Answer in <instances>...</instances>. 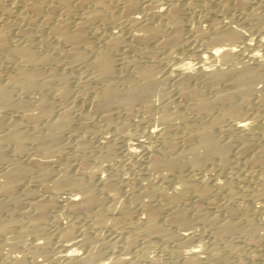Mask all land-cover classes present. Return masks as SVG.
<instances>
[{
	"label": "rangeland",
	"instance_id": "rangeland-1",
	"mask_svg": "<svg viewBox=\"0 0 264 264\" xmlns=\"http://www.w3.org/2000/svg\"><path fill=\"white\" fill-rule=\"evenodd\" d=\"M187 1L176 0L175 2L184 4ZM200 1L203 2L202 0L188 1V11L186 9V14L181 15L184 17L180 19L182 24L176 31L178 41L175 42L176 44L173 43V46L164 42L165 46L163 43V40L173 33V28L169 26L171 23L165 16L158 18V16L152 15L153 10L156 9L154 8L155 4L146 7L140 3V8L138 5L131 13L124 10L129 14L124 16L123 1H111L112 4L111 2L109 4L113 18H110L111 21L109 20L111 23L108 24L105 19L86 25L80 43L87 44L89 49L86 50L83 45L78 47L84 50L82 51L83 61L79 62H71L67 57H60L52 47L54 46L52 45L54 44L52 43L53 39H50V45H47V42L43 43L37 37L38 35L35 36L33 30L31 39L26 35H24L25 38L22 37L21 30L14 28L16 29L13 31L14 33L11 31V42L22 43L31 48L35 52L34 54L43 52L53 55L54 60L48 65L39 67L40 77L32 79L29 86L24 89L21 85L13 83V77H18L14 73L17 71L16 61L7 60L6 53L0 51V85L7 87L6 97L8 100L6 106L5 104L0 105L3 107V109L0 108V136L8 131L7 127L11 122L20 123L21 125L16 126H20L21 128H18L24 134L23 139L20 140L19 146L21 147L19 148L12 141L0 140V182L12 167L11 163L16 161L26 168V172L20 176L18 179L20 181H17L18 183L16 182L17 184L14 186L12 192L14 198L11 195L10 197L9 193L0 191V196L2 195L0 197V219H9L10 223L5 230L0 231V264H11L18 258V264H100L106 261H108L107 264H111L117 260L118 264H184L185 253L191 250L195 251L194 264H234L235 262V264L238 262L264 264V178L262 176L264 165L249 162L248 166L247 162L253 156L261 157L264 160L263 153H260L261 148L264 147V130H262L264 129V104L259 99L261 95H264V46L255 48L252 41H249L246 46L237 42L239 46L231 59L224 61L218 58L210 66V71L240 69L245 66L244 56L252 47L258 52L257 65L252 66L262 75L261 78H258L259 80H255L250 92L248 91L247 104H239L243 102L242 96L229 87L230 83L229 85L228 82H223V84L220 82L211 87L207 82L205 83L206 79L194 69L191 70V73L193 72L192 74L195 76L187 82L189 87L199 90L206 99L214 98V95L225 91L229 92L230 89L234 92L229 93L228 100L238 103L239 106L236 105L235 110L228 116L222 115L218 124L220 130L212 131L217 142L223 144L226 158L229 159L223 165L224 167L218 165L219 159L216 156H213L214 159L203 160L200 163V169L192 168L190 165L175 169L164 167L156 170L149 167L148 161L151 154L164 150L161 140L172 139L176 144L175 147L177 146L175 149L178 151L186 149L185 145H189L182 139L183 134L186 133L182 129L181 120L175 115L176 112L186 114V117L189 115L188 120H192L190 123L193 122L194 126H198L207 119L206 115H197L188 110L189 108L186 107L188 101H183L180 88L176 84L179 76L173 71L177 65L183 62L196 63L200 55L214 46L213 42L211 43L197 34L199 28H203V32H207L209 21L205 20L207 18H209L208 20L226 22L230 20L231 27L244 31L252 38L264 34V27H260L264 24V0H248L250 2H247L243 8L239 4H235V0H231L232 2L226 8L219 5L214 6L213 12L209 14L211 16L207 18H204L202 6L199 8V5L203 4ZM191 2H193V6ZM134 15L140 17V23L144 24L131 23L128 19ZM143 15L144 19L149 21L143 20L141 18ZM139 24L142 27H147V25L149 27L142 28ZM115 26H119V28ZM154 26L164 29L163 33L146 40V43L150 40L149 45H145L151 48V55L142 56L139 54V49L143 48V44L131 41V35H145L150 28H155ZM194 29H197L196 32ZM119 31L120 34H118ZM108 33L122 35L123 40L126 38L123 43L127 44L128 41L130 44L124 46L121 43L117 47L107 48L103 38ZM227 41L224 40L223 43L227 44ZM68 46V44H59V47L66 48L65 50L69 48ZM97 50L104 51L109 58V77L96 76V69L90 66L92 53ZM129 61L133 64L147 66L150 70L153 84L147 93L146 101H144L147 106L143 100L135 102L132 107H129L130 110L120 104H114L107 111L109 118L107 122L103 113L96 109V97L94 96L105 85H108L111 91L118 95L125 92L127 87L122 85L117 80L118 78H123L129 83L139 81ZM46 79L47 82L43 83ZM60 84L66 90L62 99L56 95ZM147 99L149 100L147 101ZM16 103L27 105L23 108L25 111L21 110L22 108H17ZM221 108L222 104L215 103L210 106L208 114L213 116ZM41 109L47 112L46 116H38L35 120L23 117V112L33 115L38 114ZM163 111L169 112V114L174 111L171 114L175 119L172 116L173 120L171 119L167 123L161 121L158 118H161L160 114ZM17 114L20 117H17ZM59 117L60 119L64 117L69 122L63 126L56 134L55 140L52 141L46 136L48 127L52 123L51 121L60 120ZM240 118L248 121L247 132L245 131L244 135L235 139L234 136L226 133V129L228 130L230 125L235 122L234 119ZM6 122L8 123L6 124ZM180 125L182 126L180 127ZM147 129H154L161 133L148 137L145 134ZM167 129H170L169 132ZM183 130L184 132H182ZM170 137L172 138L170 139ZM137 142L141 143V147L136 146ZM245 142L250 144V148L247 150L249 153L243 152ZM134 143L137 144L134 145ZM194 143H196L195 139ZM131 146L137 147V150L130 155L127 149ZM45 148L49 151L47 152ZM258 153L262 156L257 155ZM189 156L187 155V157ZM59 172L63 174L61 175ZM64 174L69 178L76 179L81 187L78 188L79 186L67 183L56 185L61 176L65 177ZM83 187L94 196L96 202L79 211L67 207L65 199L71 195H76L81 199ZM191 187L195 188L194 191ZM201 187H204L207 192L202 198L195 191ZM150 189L153 190L152 194H150ZM175 190L181 197V202L173 204L169 200V194L171 195ZM36 203L42 205L41 220L37 224L34 221L31 222L35 211L37 213L34 207ZM142 203H146L145 206L150 208L154 204L162 205L164 209H161L162 212L156 223L169 231V238L166 239V236L161 234L155 236V234L143 231L145 223L141 220L144 216L140 209ZM122 209L131 211L130 215H126ZM175 210L182 211V217L185 220L183 225L175 221L172 222L171 216ZM226 222L231 227L230 232L220 233L217 227ZM35 225L40 231L36 230ZM66 227L71 229L68 237L62 233L63 228ZM250 232L251 235L254 234V239ZM181 234H189V239H182ZM64 241L65 243L77 242L75 249L81 259L76 258L74 263H69L61 257L63 253L61 245L65 244ZM39 242L40 244L37 246L36 243Z\"/></svg>",
	"mask_w": 264,
	"mask_h": 264
},
{
	"label": "bare ground",
	"instance_id": "bare-ground-1",
	"mask_svg": "<svg viewBox=\"0 0 264 264\" xmlns=\"http://www.w3.org/2000/svg\"><path fill=\"white\" fill-rule=\"evenodd\" d=\"M111 1H113V0H0V51H1V53H3V52L6 53L5 54V58L7 60H9V61H11V60L14 61L15 60L16 61L17 66H15V67H17V71H15L14 73H16L15 75H18L19 78L15 77L16 78L15 79L13 77V79H14L13 83L14 84H18V86L21 85L24 89L27 88V86H29V82L32 79L40 77V74L38 72L39 67L48 65L49 63L53 62L54 58L52 57L53 55L51 56L48 53H43L42 52L41 54L40 53L39 54H34L35 52L32 51L31 48H29L27 46H24L22 43L16 42V41L15 42H11L10 41V39H11V37H10L11 36L10 35L11 31L13 32L16 29L17 30H21L22 31V37L24 35H26L27 38L31 39L32 38L31 31L33 30V32H35V34H36L35 36L38 35L37 37L41 41H43V43L47 42V45L48 44L50 45V39H53L52 43H54V44H52V45H54V46H52V45L51 46L54 47L53 48L54 51L56 50L55 52L58 53V55H60V57L61 56H63L62 58H64V57L66 58L67 57V59L69 58V60L71 62L83 61V57H82L83 53H82V51H84V50H83V48H80V49H82V50H80L78 47H80V45L81 46L83 45V46H85L86 50L89 49L87 44L80 43V41L82 39L83 31L85 30L86 25L89 24L90 22L101 21V20L107 19V23L108 24L111 23V22H109L110 18L113 19L112 18V11L110 12L111 9H109L110 8L109 4H110ZM122 1H123V4H122L123 5L122 6L123 12L125 10V11H129L130 13L132 12V10L134 11V9H136L137 6L140 3H143L146 7L150 6V5L152 6V5L155 4L154 8H156V9L153 10L152 15L158 16V18L165 16V18L167 20H169L170 23H171V25H169V26H171L173 28V30H172L173 33H170L172 35L169 34V36H167L166 39L163 40V43L166 42L167 44H169V46H171L173 43L174 44L177 43L176 41H178L177 40L178 38H177V35H176V31L179 30L180 27H181V24H182L181 21L182 20H180V19L184 17V16L181 17V15H183L184 13L186 14V12L188 11L187 8H188V4H189L190 0H188L189 2L188 1L186 2L187 4L186 3L183 4V2H182V4H180L178 2H175L176 0H122ZM202 1L203 2H201V1L200 2L203 3V4L199 5V8H200V6H202V9H203L204 14H205L204 18H207V17L211 16V15L209 16V14H211L213 12L212 8L214 6L219 5V6L223 7V8H226V6L230 5V3L232 1H234V0H232V1L231 0H202ZM228 1H230V2H228ZM235 1L237 2V3L235 2V4H239L242 8L248 2V0H235ZM165 2H167V3H165ZM111 4H112V2H111ZM192 4H193V2H191V5ZM196 5H198V4H196ZM239 5H237V6L239 7ZM194 7H196V6H194ZM138 8H140V5L138 6ZM190 8H192V7H190ZM186 9H187V11H186ZM140 11H143V10H140ZM151 11H152V9H151ZM126 14L129 15L128 13H125L124 16ZM118 16H119V11H118ZM130 18L128 20L131 23H133V24H137V23L141 22V19H139L140 17H137L135 15H134V17H130ZM141 18L143 20H145L144 19V15H143V17L141 16ZM145 18H146V16H145ZM119 19L121 20V18H119ZM208 19L209 18H207L205 20L206 22L209 21L208 22V27H207V32H203V28L202 29H200V28L198 29L197 28L198 30L197 29L196 30L198 31V33H197L198 35H200L204 39H207V40L211 41V43L213 42L214 46H212V48L209 49V51L206 48L207 52L205 51V53H203V55H200V57H198V58L196 57L197 58V62L196 63L192 64V62H183V63L181 62L182 64L177 65L173 69V71L176 72V74L179 76V78H178L179 80H178V82L176 84L178 85L177 87L180 88V92L181 93L179 91H176V90H175V92H179L181 94L183 101L184 100L188 101V104L186 106L187 108H189L188 110L193 111L194 114L196 113L197 115H199V114L200 115H206L207 119H205V121H203L202 123L198 124V126H194L192 124L193 122L190 123L192 120L191 121L188 120L189 115H188V117H186L185 116L186 114L183 115L180 112H176L175 113L176 117L181 120L180 123L183 125V126L180 125V127L182 126L183 127L182 129H184L185 133H186V134H183V138L182 139L184 140L185 143H189V145L188 146L185 145L186 149H182V150L178 151L177 149H175L177 146L175 147L176 144H175V142L172 141V139H171L172 137H170L171 140H168L169 138L168 139L166 138L163 141L161 140V142H162V144L164 146V150H162L161 152L156 153V154H151L149 161L147 160L149 162V167L152 168V169L156 170V169L164 168V167H166L168 169H173V168L175 169V168L184 167V165H190L192 168L193 167H198L200 169V167H201L200 163L203 160H205L206 158H213V156H216L219 159V164L218 165H222V166L225 165V163L229 159L226 158L227 156L225 155V151H224L225 149L223 147V144H219L217 142L216 138L212 135V131L215 130V129L220 130L219 129L220 125H218V124H219V118L222 115L223 116H228V114H231L235 110V106L236 105L239 106L238 103H232V102H230L228 100L229 93L230 94L234 93V92L235 93L236 92L240 93V95L242 96V101L243 102L241 101L242 103H239V104H243V103L247 104L248 100L246 98V95L248 94V91L250 90V88H252L251 86L253 85L255 80L257 81V80H259L258 78H261L262 73L257 72L255 70V67L252 66V65H257V61H258V52L255 51L253 47L244 56V58H245V60L243 59L244 63H245L244 67H242L240 69H238V68L237 69H234V68L231 69L230 68L231 69L230 71H225L224 69L223 70L215 69L214 71H210L211 63L214 62L216 59L220 58L221 60H224V61L231 59V57L233 56L237 46H239V45H237L238 43H241L242 45L246 46L247 44H249L248 43L249 41H252L253 42L252 43L253 46L254 45L256 46V47L254 46L255 48L263 47L264 46V34H262L260 36L258 35V37L254 36L255 38H252V36L250 37V36L246 35L244 31H242L240 29H237V28L231 27L229 25L230 20H228L226 22V21H223V20L222 21L221 20L216 21V20H208ZM145 21H149V20L147 19ZM145 21H143V22H145ZM165 22H167V21H165ZM104 23H106V21ZM183 23H184V21H183ZM242 23H244V22H242ZM142 24H144V23H142ZM165 24H167V23H165ZM123 25H124V23H123ZM24 26H26L27 28H25ZM119 26L118 27L115 26V27L119 28ZM147 27H149V26L147 25ZM147 27L143 26L142 28H147ZM156 27L155 28H153V27L150 28L149 32L147 34H145V35L144 34L143 35H140V34L131 35V39H132L131 41L135 42L136 44H138V43H140V44L142 43L143 44V48L142 49L138 48L139 49V54H142V56L151 55V48L148 47L147 45H145V44H148L150 42V40H149L148 43H146L147 42L146 40H148V38L149 39L152 38L154 35H157V34L159 35V33H163L164 29H162L161 27H157V28ZM166 27H168V26H166ZM260 27L261 28L264 27V24H262ZM14 28H16V29H14ZM136 28H138V27H136ZM196 30H195V32H196ZM118 34H120V31H119ZM118 34L117 33L116 34L115 33H108L107 35H104V36H106L105 38H103L104 39V45L107 48H109V47L113 48V46L117 47L118 45H121V43H123V42L125 43L124 40L126 38L123 40L124 37H121L122 35L120 36ZM164 35H165V32H164ZM162 37H163V34H162ZM24 38H25V36H24ZM156 39H154V40H156ZM224 40H225V42H226V40H228L229 42L227 41V44H224L225 43V42L223 43ZM209 41H207V43H209ZM126 43L127 44H124V46L130 44L128 41ZM163 43H161V44H163ZM59 44H68L69 48L67 50H65L66 48L62 49V48L59 47ZM210 44H209V47H211ZM164 45H165V43H164ZM92 54L93 55L91 56L92 58L90 60V66H92V67H94L96 69V76L109 77L110 76V68H109V58H108V56L102 50L101 51L100 50L94 51ZM2 58L4 59V57H2ZM67 59H66V61H68ZM129 62H130V64L132 65V67L134 69L135 73L134 72L133 73L138 76V78H139L138 80L139 81L129 83V82H127V80H124L123 78H121V79L118 78L117 80L119 82H121L122 85L124 84V86L127 87L125 92H123L122 94L118 95V94H116V92L111 91V89L108 87V85H105L103 87V89L101 91H99L98 93H96V95L94 96V97H96V104H95L96 105V109L98 110V112L100 111L101 113H103V115L105 116V120H107V122H108V119H109L107 111H108L109 108H111L112 105L120 104L121 106H123V107L125 106L126 108L129 109V107H132L135 102L137 103L138 100L139 101L143 100V103H144V101H146V98H147V93L150 91V88H151V86L153 84V78H152L150 70H149V68L147 66L133 64L131 61H129ZM258 66H259V64H258ZM94 68H92V69H94ZM14 69H16V68H14ZM192 69H194L195 71H197V73H199V75L204 77L206 79L205 83L207 82V84L211 85V87L215 86V85H218V83H220V82L222 84H223V82H225V83L228 82V84L229 83L231 84V85L229 84L230 85L229 87L232 88L234 90V92H233L232 89L229 88L230 89L229 92L228 91H225L223 93L219 92L221 94L214 95L213 96L214 98H208V99L204 98L202 96V93L199 90H195V89L189 87L188 84H187V82L189 80H191V78H193V76H195V75L192 74L193 72L191 73ZM47 76L49 77L51 75H47ZM46 82H47V79L43 83H46ZM11 84H12V81H11ZM22 87H19V88H22ZM231 90H232V92H230ZM65 93H66V90L64 89L63 85L60 84L59 87H58L56 95H58V97L62 99L63 96L65 95ZM6 96H7V87L4 86V85L3 86L0 85V105H4L5 104V106H6V104L8 102ZM177 99H178V97H177ZM259 99H260V102H262V104H264V95H261ZM148 100L149 99H147V101ZM186 101H184V102H186ZM150 103H148V104H150ZM215 103L222 104V108L219 109L218 112L215 115L210 116L208 114L209 108H210L211 105H213ZM144 104L146 105V103H144ZM144 104H140V105H144ZM17 106H18L17 108H22L21 110L25 111V109H23V108H25L27 105L18 103ZM242 106H244V105H242ZM0 108L3 109V107H1V106H0ZM96 109H94V110H96ZM173 112H171V113H173ZM26 113L27 112H25V113L23 112V117L24 118H28L30 120H33V119L35 120L36 117H38V116H46V114H47V112L44 109H41L39 111V113H38L39 115L36 114V113L33 114V115H30L29 113L26 114ZM132 114H133V112H132ZM170 114H169V112L163 111L162 114H160L161 118H158V119H161V121L167 123L169 120L172 119L173 115L172 114L170 115ZM17 117H20V116L18 115ZM60 117H59V119H60ZM190 117H191V115H190ZM131 118H133V117H131ZM173 119H175V117ZM234 121L235 122L232 121L233 124L230 125L229 129L228 130L226 129V133L229 134L230 136H234L235 139H236L237 137L239 138L242 135H244L245 131L247 130L246 128H247L248 121L246 119H243V118L234 119ZM51 122L52 123L49 124L50 126L48 127V131H47L48 133H47V135L46 134L45 135L47 136V138H49L50 140L53 141L56 138V134L69 121L66 118L62 117L60 120L51 121ZM7 123L8 122H6V124ZM19 124H17V122L9 123L8 124L9 127H7L8 131H6V133H3L5 131L2 132L3 134L0 136V140L2 139V140H5L6 142L7 141H12V142L16 143L18 148L21 147V146H19V143H20V140L23 139L24 134H23V131L21 129H19L21 127L18 126L19 127L18 128L16 126V125H19ZM103 125H104V123H103ZM5 127H6V125H5ZM222 129H224V128H222ZM169 130H168V132H169ZM184 130L182 132H184ZM262 130H264V129H262ZM180 132H181V130H180ZM159 133H161V131L158 132V131H156L154 129H149L148 131H146L145 134L148 137H152V136L158 135ZM249 136H250V134H249ZM194 139L196 140V143H194ZM173 140H174V138H173ZM191 141H193V142H191ZM137 143H134V145L137 144ZM136 146L141 147V143H138ZM249 148H250V144L248 142L247 143L245 142L244 147H243V152L249 150ZM260 148H261V146H260ZM42 149H44V148H42ZM127 150H128V153L131 155V154L136 152L137 147H134V146L132 147L131 146ZM48 151L49 150H47V152ZM247 152H245V153H247ZM241 153H242V151H241ZM260 153H263L262 155H264V147L261 148ZM187 155H190V156L187 157ZM257 155H260V154L258 153ZM262 155H260V156H262ZM242 156H244V155H242ZM244 158H247V157H244ZM247 162H248V166H249V162L252 163V164L255 163V164H259V165L260 164L264 165V163H263L264 160L261 157H258V156H255V157L253 156ZM11 164H12L11 165L12 167L6 172V174L4 176V179H3L4 181L2 180V182H0V191H2L3 193H9V196L10 195L12 196V192H13L14 186H16V184L20 181V180L18 181L20 176L23 173L26 172L25 166H22L20 163H17L15 161V162H13ZM246 166H247V164H246ZM175 172H177V171H175ZM248 172H250V171H248ZM248 172H247V174H248ZM262 173H263L262 176L264 178V172H262ZM259 177H261V176H259ZM176 179H177V177H176ZM63 183H67L69 185L77 186V187L79 186L78 188L81 187V185L77 182L76 179L74 180L71 177L69 178V177H67V175H65V177L61 176V178L57 181L56 185L60 186ZM204 187H201V188H198V189L195 190L197 192V195L199 197H201V198L205 196L204 195L205 193H207L206 192L207 188L205 187L206 188L205 189ZM83 188H84V190L81 191V192H83V196H82L81 199H79L76 195H73V196L71 195V197H67L65 199V202L68 205V206L66 205L67 207H69L72 210L79 211L80 209L81 210L83 208L85 209L87 206H89V205H91V204L96 202V199L94 198V196L91 193H89L88 190L85 187H83ZM191 188L194 191L195 188H193V187H191ZM149 191H150V194L153 193L152 189H150ZM256 191H257V189H256ZM260 191H262V190H260ZM257 193H260V192H257ZM7 195H4V196H7ZM259 195H261V194H259ZM9 196H8V198L10 199L11 196L10 197ZM169 200L173 204L181 202V197L177 194V190H175L171 195L169 194ZM146 203L140 204L141 208L139 207L141 209V211L143 212V214H144V216H142V218H141V220L144 221L143 223H145V225H144L145 226V230H143V231H147L148 233L155 234V236H156V234H158V235L161 234L163 236H166V239L169 238L170 237L169 231L167 229L162 228L161 226H159L156 223V221L158 220V218L160 216V213L162 212L161 209H164V208L162 207L161 204H154V206L151 207V208L150 207H146L145 206ZM34 207L37 210V213L35 211L36 214L34 213L31 222L34 221V223L37 224L41 220L42 205L36 203V205H34ZM135 208H137V207H135ZM128 209L126 211L122 209L123 211H125L124 213H126V215H130V213H131V211H129ZM66 210H69V209H66ZM70 211L71 210H69V212ZM120 211H121V209H120ZM182 215H183L182 211L175 210L173 212L172 216H171L172 222L175 221L178 224L183 225L185 220L183 219ZM8 220L0 219V231L5 230L6 227L8 226V224H10ZM35 227H36V225H35ZM70 227H71V225H70ZM217 229L220 231V233L221 232L227 233V232H230L231 227H230L229 223L226 222L224 224L222 223L221 226L219 225V227H217ZM36 230L40 231V229H38L37 227H36ZM70 230L71 229H67V227L63 228V230H62L63 235L68 237L69 234H70ZM32 231H34V230L32 229ZM245 231H246V229H245ZM251 232H250V235H251ZM251 236L254 239V234H252ZM181 238L184 239V240H187V239H189V234H181ZM253 239H250V240L253 241ZM64 243H65V241H64ZM76 243L77 242H71V243L68 242V243H65V244L61 245V247L63 248L62 249L63 253L61 254V257L64 260H67L69 263H74L76 261V258H78V259L80 258L78 256V253H77L76 249H75L76 248L75 247ZM39 244H40V242L36 243L37 246ZM185 254L186 255H185V259H184L185 260L184 264H194L193 263V257L195 256V251L191 250V251H189V252H187ZM14 260H15V258H14ZM184 260H182V261H184ZM106 262H108V261H106ZM106 262L105 263H100V264H107ZM18 263H19V258L16 259L13 264H18ZM111 264H118V260H117V262H112ZM237 264H243V263L238 262Z\"/></svg>",
	"mask_w": 264,
	"mask_h": 264
}]
</instances>
